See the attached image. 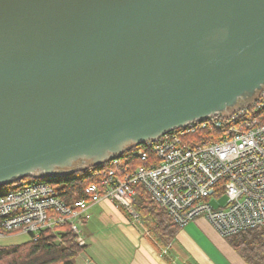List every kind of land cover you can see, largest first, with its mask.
I'll return each mask as SVG.
<instances>
[{
    "label": "water",
    "instance_id": "obj_1",
    "mask_svg": "<svg viewBox=\"0 0 264 264\" xmlns=\"http://www.w3.org/2000/svg\"><path fill=\"white\" fill-rule=\"evenodd\" d=\"M264 91V0H0V189L60 180Z\"/></svg>",
    "mask_w": 264,
    "mask_h": 264
},
{
    "label": "built area",
    "instance_id": "obj_2",
    "mask_svg": "<svg viewBox=\"0 0 264 264\" xmlns=\"http://www.w3.org/2000/svg\"><path fill=\"white\" fill-rule=\"evenodd\" d=\"M193 136L199 140L189 139ZM137 147L128 157L140 164L132 168L116 159L89 172L94 182L86 187L87 198L71 204L48 180L8 186L0 193V241L14 234L35 242L51 232L62 243L58 232L67 227L84 248L81 228L94 204L111 203L139 221L134 210L138 186L181 228L199 217L223 238L264 227V91L228 117L214 114ZM221 198L223 206L211 205Z\"/></svg>",
    "mask_w": 264,
    "mask_h": 264
},
{
    "label": "crops",
    "instance_id": "obj_3",
    "mask_svg": "<svg viewBox=\"0 0 264 264\" xmlns=\"http://www.w3.org/2000/svg\"><path fill=\"white\" fill-rule=\"evenodd\" d=\"M89 213L81 230L90 251L81 263L245 264L204 217L180 227L173 239L164 243L142 221H134L128 214L131 220L125 219L126 213L111 203L94 204ZM14 237L18 236L10 238Z\"/></svg>",
    "mask_w": 264,
    "mask_h": 264
},
{
    "label": "trees",
    "instance_id": "obj_4",
    "mask_svg": "<svg viewBox=\"0 0 264 264\" xmlns=\"http://www.w3.org/2000/svg\"><path fill=\"white\" fill-rule=\"evenodd\" d=\"M129 153L124 152L119 160L127 163L130 159ZM111 163L110 161L94 167V172ZM129 163L132 168L140 164L136 160ZM89 171L56 180L61 185L57 189L58 196L64 203L71 204L76 200L87 198L86 187L94 182L89 176ZM6 188L8 187H4ZM0 193H3V189ZM136 194L134 210L140 220L155 238L164 243L171 241L180 227L143 187H136ZM58 233L61 235L62 243L56 242L55 235L51 232H45L35 242L0 244V264H77V258L85 247L78 246L75 235L69 228L63 227ZM225 240L245 264H264V227L240 232L226 237Z\"/></svg>",
    "mask_w": 264,
    "mask_h": 264
},
{
    "label": "rangeland",
    "instance_id": "obj_5",
    "mask_svg": "<svg viewBox=\"0 0 264 264\" xmlns=\"http://www.w3.org/2000/svg\"><path fill=\"white\" fill-rule=\"evenodd\" d=\"M189 139H192V140H195V141L199 140V138L197 136H193V137H191ZM105 167H110V165H107ZM89 172H92V171L90 170ZM39 180H42V179L28 177V178L24 179V182L25 183H32V182H37ZM48 182L56 190L61 186L60 183H58L56 180H48ZM2 189H3V192H6L8 190L7 188L6 189L2 188ZM2 189H0V192H1ZM225 202H226V199L225 198H221L218 201L217 204L211 203V205L214 206V207H219V206H223L225 204ZM124 217H125V219L131 220V218L127 214H124ZM191 223H194V222H191ZM193 226H191V227H193ZM194 229L196 230V228H194ZM12 235H14V234H7L4 239H1L0 244L1 245H3V244H20V243H24V242L29 241V238L27 236L22 235V236L10 238V237H12ZM83 235H84V233H83ZM88 249L84 248V250L81 251V253L78 256L77 261H76L77 264H81V262L83 260H86V258H88V254H89V251H90V250L88 251ZM90 259H91V256H90Z\"/></svg>",
    "mask_w": 264,
    "mask_h": 264
},
{
    "label": "bare ground",
    "instance_id": "obj_6",
    "mask_svg": "<svg viewBox=\"0 0 264 264\" xmlns=\"http://www.w3.org/2000/svg\"><path fill=\"white\" fill-rule=\"evenodd\" d=\"M144 144H145V143H144ZM144 144H142V145L138 146V148H139V147H141V146H143ZM131 150H132V149H131ZM131 150H130V151H131ZM130 151H126V152H130ZM112 161H114V160H111V162H112ZM109 162H110V161H109ZM107 163H108V162H107ZM105 164H106V163H105ZM103 165H104V164H103ZM91 168H92V167H91ZM91 171H92V172H94V169H93V170H91Z\"/></svg>",
    "mask_w": 264,
    "mask_h": 264
},
{
    "label": "flooded vegetation",
    "instance_id": "obj_7",
    "mask_svg": "<svg viewBox=\"0 0 264 264\" xmlns=\"http://www.w3.org/2000/svg\"><path fill=\"white\" fill-rule=\"evenodd\" d=\"M93 168H94V167H92V168H89V170H93Z\"/></svg>",
    "mask_w": 264,
    "mask_h": 264
}]
</instances>
